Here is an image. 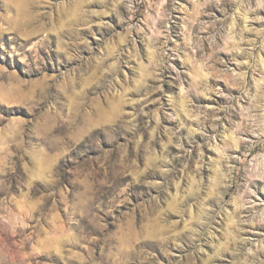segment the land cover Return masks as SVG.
I'll use <instances>...</instances> for the list:
<instances>
[{"label":"rangeland","instance_id":"374dc122","mask_svg":"<svg viewBox=\"0 0 264 264\" xmlns=\"http://www.w3.org/2000/svg\"><path fill=\"white\" fill-rule=\"evenodd\" d=\"M0 264H264V0H0Z\"/></svg>","mask_w":264,"mask_h":264}]
</instances>
